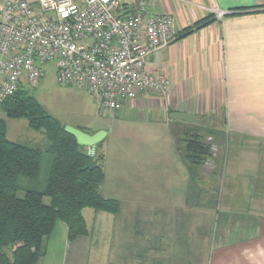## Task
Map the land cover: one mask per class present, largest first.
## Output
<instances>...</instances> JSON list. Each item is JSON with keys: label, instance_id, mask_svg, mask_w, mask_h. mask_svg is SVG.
Here are the masks:
<instances>
[{"label": "crops", "instance_id": "crops-1", "mask_svg": "<svg viewBox=\"0 0 264 264\" xmlns=\"http://www.w3.org/2000/svg\"><path fill=\"white\" fill-rule=\"evenodd\" d=\"M144 2L147 13L167 14L174 21L175 41L147 58L148 71L170 82L172 97L166 107L157 95L149 94L139 98L124 114L152 113L161 121L165 119L169 128H176L187 125L170 120L169 114L190 113L208 118L209 124L221 128L229 140L226 171L222 177L226 191L222 190L221 204L207 212H218L217 222L225 230L224 236L231 240L229 245L234 252L230 264H264V0ZM133 9L134 0H125L119 14L128 16ZM216 11L223 16L218 18ZM77 129L88 134L101 131ZM34 147L40 148L39 145ZM100 149L99 143L94 153L99 154ZM84 150L89 152L87 148ZM183 175L189 190V170L184 168ZM188 193L181 196V204L175 211L168 205L164 209L142 206V212L149 214V221L134 217L132 224L141 229L148 224V243L136 238L131 243L113 238L119 211L116 215L95 211L85 214L84 209L82 216L88 234L70 241L66 226L57 222L53 232L42 241L37 264H109L116 253L121 255L118 256L121 260H132L133 264H157L161 251L156 242L157 231L168 230L171 223V227H178L179 220L173 224L168 214L179 211L189 216L192 212L201 214L205 221V206L190 207ZM155 197L156 204L158 198ZM224 208L226 211L220 212ZM165 214L167 216L162 218ZM189 224L187 220L185 226ZM167 236L174 238L172 232ZM167 240L160 241V246L166 247ZM168 257L171 264H184L183 258L174 259L172 254L173 258ZM217 261L224 264V260L223 263Z\"/></svg>", "mask_w": 264, "mask_h": 264}, {"label": "rangeland", "instance_id": "rangeland-1", "mask_svg": "<svg viewBox=\"0 0 264 264\" xmlns=\"http://www.w3.org/2000/svg\"><path fill=\"white\" fill-rule=\"evenodd\" d=\"M43 73L44 76L36 88L26 85L23 89L33 96L49 115L64 127L87 128L93 131L101 129L106 132L100 142L101 149L98 154L103 156L102 169L105 176L100 192L109 199H116L120 204L113 238L129 240L130 243L136 238L144 243L150 238L148 224L145 229L136 228L132 224L133 218L142 222L149 221V214L142 212L143 207L164 209L168 205L175 211L178 204H181V196L188 191L190 207L197 204L205 206V221L201 214L192 212L189 216L188 213L179 214V211L177 214H168L173 224L179 220L178 227H171V223L168 230L157 231L156 242L161 250L157 264H171V261H167L168 256L169 259L183 258L184 264L188 260L190 264H217V259L221 262L224 260V264H230L231 253L234 252L229 245L231 240L224 236L225 230L223 231V227L217 222L218 212H207L208 209L213 210V207L221 204L222 190L226 188L222 177L226 171L229 140L221 128L211 124L204 127L187 123V126L169 128L167 122H164L165 119L161 121L155 114L148 112L123 114L119 117L98 114L97 102L93 96L57 82L53 63L45 64ZM0 118L5 121L6 137L9 141L30 147L39 145L42 149L46 147L47 142L43 135L28 128L25 119H8L1 110ZM197 136L202 143L208 144L209 155L201 166L190 168L191 182L187 190L188 185L182 179L185 176L184 168L187 169L185 163H188L183 160L185 139ZM214 153L217 154L216 157H212ZM50 163L51 156L43 152L38 178L33 181L20 178L19 187L22 190H43ZM20 193L22 194V191ZM155 195L158 198L156 204ZM136 210L138 214L135 213ZM84 211L86 214L93 210L87 208ZM223 211H226L225 208L220 210ZM166 216L165 214L162 218ZM187 220L190 224L186 227ZM86 221L90 222V219L87 218ZM171 232L174 238L167 236ZM226 234L228 236V232ZM165 238L168 239V245L161 247L160 241ZM170 254L173 257H170ZM114 256L116 257L111 256L109 264H133L132 260H121V255L118 257L117 253Z\"/></svg>", "mask_w": 264, "mask_h": 264}, {"label": "built area", "instance_id": "built-area-1", "mask_svg": "<svg viewBox=\"0 0 264 264\" xmlns=\"http://www.w3.org/2000/svg\"><path fill=\"white\" fill-rule=\"evenodd\" d=\"M124 1L3 0L0 107L24 86L36 88L47 63L60 85L93 96L98 114L122 116L149 94L167 107L171 84L148 71L147 58L175 41L173 18L147 13L144 0L121 16Z\"/></svg>", "mask_w": 264, "mask_h": 264}, {"label": "trees", "instance_id": "trees-1", "mask_svg": "<svg viewBox=\"0 0 264 264\" xmlns=\"http://www.w3.org/2000/svg\"><path fill=\"white\" fill-rule=\"evenodd\" d=\"M0 110L8 119H25L47 142L42 149L9 141L0 118V264H37L42 241L57 222L66 226L72 241L88 234L84 209L116 215L120 204L100 192L103 156L78 146L33 96L18 90ZM185 142L183 160L191 174L190 168L201 166L208 157L209 147L198 136ZM43 152L51 156L43 190H22L18 180L38 178Z\"/></svg>", "mask_w": 264, "mask_h": 264}, {"label": "water", "instance_id": "water-1", "mask_svg": "<svg viewBox=\"0 0 264 264\" xmlns=\"http://www.w3.org/2000/svg\"><path fill=\"white\" fill-rule=\"evenodd\" d=\"M169 119L172 121H178L192 125H203L204 127H208L210 122L208 118L199 117L190 113L183 112H172L169 114ZM64 132L72 136L78 146L87 148L90 154L94 152L95 147L102 141V139L106 135V132L104 131H98L94 134H88L70 126H65Z\"/></svg>", "mask_w": 264, "mask_h": 264}]
</instances>
